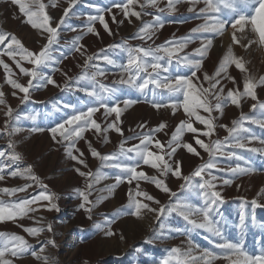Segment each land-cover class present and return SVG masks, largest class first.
<instances>
[{
	"label": "rangeland",
	"instance_id": "obj_1",
	"mask_svg": "<svg viewBox=\"0 0 264 264\" xmlns=\"http://www.w3.org/2000/svg\"><path fill=\"white\" fill-rule=\"evenodd\" d=\"M43 2L47 5L46 10L49 15L55 21L59 20L63 14V9L68 6L67 0H58L56 7L52 6V0H43ZM122 2L124 0H77L66 18L65 24L59 30L58 43L52 47L54 60L47 67L40 69L42 77L51 76L58 86L47 84L46 79L38 78L33 82V87L29 91V98L21 103L23 93H20L19 90H13L6 84L3 68L0 67V90L5 93L6 104L14 110L9 130L19 129L11 136L5 132H0V151H10L8 141L11 140L15 146V151L22 156V159L16 162L14 167L18 166L23 170L31 165L32 175L39 177V182H36L19 176H8L6 171V178L0 181V187H22L24 184H31L32 187L28 188L26 192H18L14 196L0 194V199L5 200V202H18L20 198H30L44 191L39 186V183L42 182L47 185L48 192L54 194L53 202L58 207V211L39 208L36 213H30L29 217L18 218L16 221L0 222V232L24 236L33 245V250L37 253H39L43 241L54 240L55 246L46 245L45 251L40 255L54 259L55 264H161V261L169 256L172 248H180L182 252L186 251L189 247V241L192 245L198 246L193 255H199L200 251L204 249L220 253L216 245L223 240L242 243L244 250L249 254H260L264 251V191H262L264 190V151L253 152L248 149H264V144L261 143L264 141V128L252 123L251 120L244 122V127L249 129V133L244 135H253L258 139L251 141L245 149H225V151H235L237 156L242 157V159L217 156L215 162L218 168L211 170L212 175L218 177L215 181L216 191H219L223 197V202H218L211 214L214 223L222 233V238L213 236L205 229L194 228L179 212L167 211V206L170 203L175 204L178 201L188 203L194 208L204 206L200 191L195 187L181 188L185 181L182 178H176L171 173L167 177L161 178L165 180L171 192L176 193L174 197L171 196V193H165L156 188L150 181L145 180H133L129 184L127 179H124L115 188L108 190L109 186L116 184V176H127L126 173H122L120 169L112 167L111 164L127 161L125 157L120 156L118 161H110L101 166V161L91 155L86 140L91 141L92 146L100 153L111 154L119 150L121 140L125 141V148L131 147L139 143L142 134L149 133L151 129L164 122L167 127L154 133V137L166 144L180 120L186 119L182 108L177 109L173 115L170 107L157 109L153 106L154 103L168 105L171 102L166 90L149 85L144 92H140L128 84L120 83L122 76L120 65L126 63L127 53L122 49H111L108 46L119 45L127 41L131 46L154 47L169 40L187 37L192 28L204 22V17L199 14V9L205 6L204 0H199L195 12L188 11L191 5L187 0H181L177 4L175 12L166 11L161 14L157 9L149 6L145 8L146 14L140 20L132 17L130 18L131 22L123 16L120 9L113 8V4ZM166 3L167 0H160L159 7H165ZM238 7L246 15L253 12L251 7L244 5H238ZM108 9H112V11L109 12ZM137 10H140L139 7ZM100 14L104 15L111 34L98 20L91 23L99 35L87 32L88 17ZM113 14L116 15L117 21H123V23L113 22ZM156 15L161 16L164 26L156 31L153 40L145 43L134 38L142 26V22H151ZM220 18L231 19L233 14L227 10H222ZM0 28L15 34L25 47L32 51H39L40 47L46 43L47 34L42 33L41 30L33 29L26 22V17L20 12L19 6L11 3V0H0ZM226 28L227 30L222 36L211 33L191 34L192 42L180 53L181 56L192 53L195 48L200 46L202 36L213 39V46L203 60V68L197 73L201 80L203 79V72L211 75L215 71L228 46L232 44V29L230 25ZM245 34L248 39H255L254 34L250 31V26L246 28ZM77 36L82 37L80 43L87 49V55L100 53V50L104 49L103 54L109 55L116 61L114 65H108L103 60H95L92 63L99 64L105 72L103 77L97 78L99 83L115 89L113 94H105L106 102L110 106L119 103L123 109L119 123L123 135L114 130H109L107 133L108 142L105 143L102 138H97L94 131H87L84 134V139L76 141V148L83 152L82 158L88 165L87 168L72 160L68 155L66 151L68 142H58L61 140L59 136L54 141L49 131L76 112L86 111L88 107L97 106L95 98L89 96L87 92L93 88L99 90L98 85L87 80H76V77L84 71L82 65L85 59V56L76 53L72 48L73 40ZM242 43L246 44L247 40L242 41ZM232 47L234 53L246 62L249 74L257 80L264 76V47L257 44H252L247 49L236 44H232ZM4 59L17 74L14 78H19V82L27 84L29 77L20 74L19 69L7 57ZM22 63L24 67H32L27 62ZM162 63L168 67V72H161L160 78L190 75V69L178 64L176 59H173L171 65H168L166 60ZM88 71L91 73L95 69L89 68ZM229 72L236 78L242 91L243 73L234 66L229 68ZM69 77L72 79L69 80ZM124 78H127L126 74H124ZM66 82L67 88H65ZM205 87H207V83H205ZM233 87L231 82H226L225 91L227 88ZM13 91L17 92L16 96L11 94ZM256 95L258 101L264 103V85H258ZM125 100H131L134 103L125 108L123 104ZM253 103H257V101L245 97L239 107L230 103L226 104L223 115L214 112L213 116L217 127L211 140H223L228 132L220 125L231 127V121L238 120L241 113L253 119L264 120V109L253 110L251 108ZM5 111L6 107L0 105V128L4 127ZM94 118L101 123L102 127H105L107 123L115 119V114L105 117L104 109H100L94 114ZM140 125L143 127H139ZM194 126L203 128L198 122H194ZM33 129H42V131H33ZM193 135L185 132L183 141L191 142L200 152V157L189 153L183 147L178 148L173 157L174 160L181 162L183 175H191L199 165L208 161V154L195 144ZM200 138L206 143L209 142L208 137L201 135ZM151 147L152 150L158 151L154 145ZM73 153L79 155L75 149H73ZM237 164L250 169V171L237 175L225 171ZM77 167L81 171L91 170L93 172L99 168L103 175L99 183L94 184L89 195L91 204L86 205V207L91 208L90 213L79 207L83 200L77 189L83 190L86 180L75 171ZM138 170H143L149 176L158 175L157 171L148 165L141 164V168ZM207 178V173H205V179ZM224 179H230L232 183L223 184ZM201 182L200 177H194L192 180L193 185ZM137 183L140 185V190L147 191L156 200H159L160 204L166 206L164 214L158 219L155 213L147 211L143 213L142 218L130 214L128 194L130 190L135 193ZM253 200L257 201V206L252 204ZM146 202L153 208L159 207L154 202ZM40 203L46 204L47 202L42 201ZM242 213L244 215L243 225L241 223ZM41 217L43 220L37 223ZM192 218L198 221L201 219L198 214ZM49 223L52 225V231L45 230L39 237L30 236L20 226L38 227L46 226ZM109 228L113 235L105 234ZM15 264H44V262L43 259L37 260L27 254L16 260ZM170 264H175V261H170ZM213 264H227V262L219 259Z\"/></svg>",
	"mask_w": 264,
	"mask_h": 264
},
{
	"label": "snow or ice",
	"instance_id": "obj_2",
	"mask_svg": "<svg viewBox=\"0 0 264 264\" xmlns=\"http://www.w3.org/2000/svg\"><path fill=\"white\" fill-rule=\"evenodd\" d=\"M160 0H124L122 3L113 4V8L120 9L123 16L129 19L131 22L132 17L140 20L145 13L146 7H152L157 9L159 13L164 12H175L177 10V4L181 0H167L165 7H159ZM191 5L188 11L195 12L196 5L199 0H187ZM11 3L19 6L20 12L26 17V22L31 25L33 29L41 30L42 33H46V43L40 47L39 51L29 50L22 41L10 32L4 31L0 28V67L4 71V80L13 90H19L23 93L21 97V103L29 98V91L33 87V82L38 78L46 79L47 84L56 85V81L51 76L42 77L40 69L47 67L53 60L52 47L58 43L59 30L65 24L66 18L68 17L73 6L77 3V0H67L68 6L63 9V14L59 17L58 21H55L48 13L47 5L43 0H11ZM58 0H52V6L56 7ZM204 7L199 9V14L204 17V22L197 25L190 30V35L187 37H181L179 39L166 41L164 44L156 46H131L127 41H124L119 45H109L111 49H122L127 53L126 63L120 65L122 69V76L120 83L128 84L140 92H144L149 85H154L155 88L166 90L169 94L171 102L168 105H162L154 103L153 106L157 109L161 107H170L173 115H175L177 109L182 108L186 116V119L180 120L175 130L171 133L170 139L165 144L161 140L154 137V133L164 130L167 125L161 122L156 128L151 129L149 133L142 134V138H139V143L134 144L131 147L125 148V141L121 140L119 150L111 154H102L95 147L92 146L91 141H87L88 149L91 155L98 158L101 161V166L110 161H118L120 156L125 157L124 161L116 162L111 164L112 167L120 169L122 173H126L127 176L118 175L116 176V184L109 186L108 190L115 188L124 179H127L129 184L133 180L150 181L155 185L156 188L160 189L165 193H171V196H176V193L171 192V189L165 183V180L161 177H167L171 173L176 178H182L185 184L181 185L184 187H195L200 191V195L204 200L203 207L194 208L188 203L176 202L175 204H169L167 211L179 212L194 228H201L207 230L213 236L221 237L222 233L216 226L212 219V212L214 206L218 202H223V197L219 191H216L215 181L218 177L212 175L211 170L217 169L218 165L215 162L217 156H227L229 158L238 157L235 151H225L226 148L233 149H245L251 141L258 139L253 135L244 134L249 133V129L244 127L246 120H251L252 123L258 124L261 128H264V120L253 119L249 116L241 113L238 120L231 121V127L228 125H220L227 130L228 135L223 140H211L213 133L216 130L214 112H219L223 115L224 107L226 104H232L237 107L241 105L242 99L247 97L251 98L257 103H253L251 108L253 110L260 108L264 109V103L258 101L256 95V89L258 85H264V76L259 77L257 80L254 76L248 73L246 68V62L242 57L237 56L234 51L232 44L240 45L247 49L252 44H257L260 47H264V0H204ZM238 5H244L253 9L252 14L246 15L238 7ZM139 7V11L137 10ZM222 10H227L233 14L231 19H221L220 13ZM107 11L111 12L112 9ZM89 25L87 32L95 33V27L92 26L93 21H99L105 28L106 31L111 34L108 23L105 20L103 14L98 16H89ZM112 21L116 23H123V21H117L116 15H112ZM55 25V26H53ZM230 25L231 40L230 44L220 59L218 66L215 71L209 75L207 72H203V79L198 76V72L203 68V60L208 55L209 50L213 46V39L202 36L201 43L198 48H195L192 53L181 56L180 53L188 47V44L192 42L191 34H206L211 33L218 36H222L227 30L226 26ZM164 22L160 15L153 17V20L148 23H143L138 29L134 38L139 39L143 42L153 40L156 31L159 28H163ZM251 33L254 34L255 39H248L245 34L246 28H249ZM73 31H75L73 29ZM239 34V35H238ZM82 37L77 36L73 40L72 48L76 53L81 56H85L82 68L83 73L76 77L77 81L87 80L98 85V89L93 88L88 91L87 94L94 97L97 101V106L88 107L86 111H78L76 114L69 116L65 121L57 124L55 127L49 129L52 139L57 140V136L61 138L58 142H68L66 151L72 160L77 161L78 164L83 165L85 168L88 167L83 157V152H80L76 148V141L84 139L85 132L94 131V134L98 139H103V142H108L107 133L109 130H114L116 133L123 135V130L119 126L120 117L123 109L119 103L112 104L106 102L105 94H113L115 89L107 87L103 83H99L98 77H103L105 72L100 68L99 64H93L95 60H103L108 65H114L116 61L109 55L103 54L104 49L100 50V53H94L87 55V49L83 44L80 43ZM247 40V43L242 41ZM4 57L11 60L19 73L29 77L27 84L19 82V78H14L17 74L14 72L12 66L5 61ZM198 57V58H197ZM173 59H176L178 64H182L184 67L190 69V75H177L174 78L171 76H164L160 78L161 72H168V67L165 66L167 62L171 65ZM22 62H27L32 65L31 68L24 67ZM234 66L237 70L243 73V90L237 84L236 78L229 72V68ZM94 68L95 71L89 73L88 69ZM124 74L127 78H124ZM143 74V75H142ZM67 76V73H65ZM69 80L72 78L69 77ZM142 81V82H141ZM226 82H231L234 87L226 89ZM207 83V87H205ZM58 86V85H56ZM68 87L67 82L65 88ZM87 90V89H85ZM13 96L17 95L16 91L11 93ZM175 97L174 99H172ZM182 97V98H181ZM134 101L125 100L123 101L124 107L127 108ZM0 105L6 107L4 112L5 120L4 127L0 128V132H5L11 136L14 132H18L19 129L13 128L9 130V125L13 117V109L10 105L6 104L5 93L0 90ZM104 109L105 117L115 114V119L107 123L105 127H102L95 118L94 114ZM203 113V114H202ZM194 122H198L203 128L194 126ZM139 127H143L140 125ZM33 131H42V129H33ZM191 133L193 140L196 145L203 149L208 154V161L199 165L191 175H183L182 164L180 161L173 159L178 148L183 147L189 153L200 157V152L197 151L196 147L191 142H184V133ZM208 137L209 142L201 139L200 136ZM264 144V141H261ZM152 145L155 146L158 151L152 150ZM8 148L10 151H0V181L5 180V173L11 177H21L23 179H30L39 182V177L32 175V166L28 165L25 169L21 170L16 165V162L22 159L19 152L15 151V146L11 140L8 141ZM73 149L79 153L76 155L73 153ZM249 151L258 152L264 151V149L250 148ZM134 154V155H129ZM167 157V159H166ZM141 164L148 165L152 169H155L158 175L149 176L141 168ZM75 171L86 180V185L83 190L77 189L79 195L82 197L83 202L79 205L80 208L90 213L91 208L86 205L91 204L89 195L93 189L94 184L99 183L103 178V175L98 168L95 172L81 171L79 167L75 168ZM225 171L232 173L233 175L245 174L250 169L241 167L237 164L235 167H230ZM205 173L208 178L205 179ZM194 177H200L202 182L197 185L192 184ZM230 179H224L223 184H231ZM39 186L44 191L39 192L37 195H33L30 198H20L18 202H5L0 199V222L3 221H16L18 218L22 219L29 217L30 213H36L39 208L51 211L53 209L58 211L56 203H54V194H50L47 190V185L42 182ZM32 187L31 184H24L22 187H0V194L7 196H14L18 192H26L28 188ZM136 191L133 193L129 191V202L128 206L131 209L130 214L142 218L145 211L155 213L157 219L164 214L166 206L160 204L159 200L150 195L147 191L140 190V185L137 183ZM264 191V190H262ZM46 201V204L40 202ZM151 201L159 205L158 208H153L146 202ZM252 204L257 206V201L253 200ZM36 205V207H34ZM199 215L201 219H193L194 215ZM89 218H91L89 216ZM43 220V217L37 220V223ZM244 215L241 214V223L243 225ZM26 233L33 237H39L45 230L48 232L52 231V225L49 223L46 226L41 225L38 227H25L20 225ZM100 227V225H97ZM106 235H113L109 228ZM55 246V241L48 239L42 242L39 253L33 250V245L25 239L24 236L10 232H0V264H15L16 260L23 256L30 254L33 258L40 260L43 259L44 264H55L54 259L48 256H41L45 251L46 245ZM198 246L192 245L189 241V247L186 251H181L180 248H172L170 254L161 264H170V261H175V264H213L214 261L223 259L227 264H264V251L260 254H249L243 248L242 243L231 242L223 240L218 243L216 248L220 250V253L212 250L204 249L201 250L199 255H193L194 250Z\"/></svg>",
	"mask_w": 264,
	"mask_h": 264
},
{
	"label": "bare ground",
	"instance_id": "obj_3",
	"mask_svg": "<svg viewBox=\"0 0 264 264\" xmlns=\"http://www.w3.org/2000/svg\"><path fill=\"white\" fill-rule=\"evenodd\" d=\"M72 205V204H71ZM70 206V205H69ZM73 206V205H72Z\"/></svg>",
	"mask_w": 264,
	"mask_h": 264
}]
</instances>
